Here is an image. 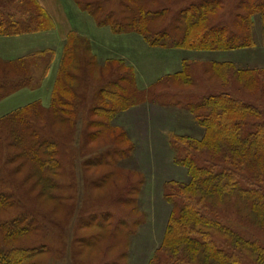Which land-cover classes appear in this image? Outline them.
Listing matches in <instances>:
<instances>
[{
    "label": "trees",
    "instance_id": "1",
    "mask_svg": "<svg viewBox=\"0 0 264 264\" xmlns=\"http://www.w3.org/2000/svg\"><path fill=\"white\" fill-rule=\"evenodd\" d=\"M73 1L99 28L109 27L116 35L136 33L153 48H256L253 18L260 20L264 45V0H235L228 8L224 0ZM22 5L27 15L21 19L0 11V36L54 29L52 18L37 0H23ZM227 13L230 20L224 18ZM85 38L76 31L69 34L48 108L35 101L0 118V264H39L33 259L51 251L50 228L22 199L46 211L65 210L56 178L68 172L67 144L69 139L73 142L72 127L77 126L85 84L94 82L99 71V77L106 78L94 95L90 117L110 119L119 109L144 100L136 87L134 68L122 59L100 63ZM49 51L0 59V101L38 86L37 59ZM191 66L186 61L180 71L152 86L171 81L182 88L192 86ZM205 74L215 91L185 103L205 134L200 139L176 137L182 147L173 144L178 153L175 162L186 168L189 179L168 183L165 199L172 212L160 254L152 264H264V245L245 230L253 227L264 232V108L258 105L264 102V66L212 61ZM110 129L115 128L105 120L90 118L84 140L88 143L101 136L109 141ZM116 154L121 152L107 150L88 165L109 166L108 159ZM18 173L22 175L16 178ZM111 174L107 170L105 178ZM128 184L118 187L113 196L123 204L132 203ZM113 220L118 223L117 234L125 238L126 220L107 212L93 213L81 217L79 223L103 232L81 238L79 243L99 248L102 240L110 239L113 244L117 238L110 229ZM113 262L107 259L101 264Z\"/></svg>",
    "mask_w": 264,
    "mask_h": 264
},
{
    "label": "rangeland",
    "instance_id": "2",
    "mask_svg": "<svg viewBox=\"0 0 264 264\" xmlns=\"http://www.w3.org/2000/svg\"><path fill=\"white\" fill-rule=\"evenodd\" d=\"M234 1L224 0L226 8L230 7ZM22 2L23 0L21 2L0 0V11L21 19L27 15ZM228 17L230 18L228 13L224 15L225 20H230ZM70 18L75 17L71 15ZM252 23H255L253 37L257 42L256 48L235 51L182 50L180 53L178 49L169 47H151L154 50H148L140 41L134 44L133 52L126 51L133 36L142 37L136 33H128L127 35L131 36L127 37L120 36L125 34H118L116 39L106 42L100 33H90L91 21L85 19L84 27L80 23L81 30L84 31L87 28V35L76 32L86 37V43L100 63H103L109 55H113L115 59H121L122 54H125L122 60L126 64L133 59L136 63L135 67L133 66L136 70V87L144 100L124 110L119 109L110 119L90 117L89 110L96 104L93 102L94 95L106 78L99 77L98 70L99 75L96 76V80L94 82L90 80L85 84L86 90L82 93L83 100L80 103L77 126L72 127L73 142L69 139L67 144L70 161L68 172L56 178L61 184V190L57 194L65 198V210L63 212L46 211L33 202L22 199L28 208L39 212L40 218L50 228L47 231V240L51 251L43 256H37L33 262L101 264L109 259V261H115L112 264L153 263L155 256L160 254L159 250L172 212V205L165 199L168 183H182L189 179L186 168L175 162L178 153L173 144H176V147H182L181 143L176 142V137L200 139L205 134V129L200 126L185 103L215 91L212 84L206 80L207 75H204L207 65L212 61H234L238 66H264V45L259 18H253ZM62 53L63 51L58 56L56 51H49L39 57L34 69L38 86L24 89L33 91L41 88L54 61L59 69ZM186 61L190 63V66L192 65L191 75L194 77L192 86L182 88L172 81L152 86L158 78H162L168 72L181 70ZM37 102L45 108L50 106L47 99L45 102ZM98 104H104V102L99 101ZM258 105L264 108V102H258ZM90 118L96 121L105 120L109 126L115 128L109 131L112 135L109 141H105L100 136L95 141L86 143L84 140L86 123ZM91 130L99 132L102 129ZM107 150H117L121 154L110 157L109 166L94 167L90 163L88 165L91 158ZM107 170L114 176L105 178ZM21 175L18 173L16 178ZM125 183L131 185L130 191L127 192L132 196L131 204H123L120 199L113 197L118 187ZM104 212L114 214L128 222L129 228L125 229L127 231L125 238L122 233L117 234L115 225L118 223L113 220L111 223L114 226L110 229L117 237L113 244L109 243L110 239H104L99 248L81 245L78 240L103 230L96 227H83L79 223L80 218ZM120 227L118 225V229L124 230ZM245 230L250 237L257 235L261 244L264 245L263 230L253 227H247Z\"/></svg>",
    "mask_w": 264,
    "mask_h": 264
},
{
    "label": "crops",
    "instance_id": "3",
    "mask_svg": "<svg viewBox=\"0 0 264 264\" xmlns=\"http://www.w3.org/2000/svg\"><path fill=\"white\" fill-rule=\"evenodd\" d=\"M37 1L39 5L52 18L55 25L54 29L43 32L27 33L17 36H0V59L15 60L24 57L26 55H29L31 53L44 51V50H51L54 52L56 51V54H58L59 56V53L61 54V52L63 51L64 44L71 31L75 30L81 32V34L85 33L87 35L86 33L87 28H85L84 31L81 30L80 28L81 27L80 23H82L83 26V24L85 23V19L89 22L90 21L92 22V26L89 28L90 33H94V34L97 32L100 33L101 34L100 36L103 39H105L106 42L108 40H114L117 38L116 36H119L113 34L109 27L99 28L94 22V20L92 21V17L89 14L82 12L76 6V4L73 3L74 2L73 0H37ZM71 10L72 12H70ZM71 15H73L75 18L74 19L70 18ZM120 36L127 37L131 35L125 34ZM131 39L132 42L128 43L130 44V46L126 47L125 49L126 51L133 52V49L135 48L134 44L137 41L142 42L145 49L152 51L154 50L151 49V47H149L144 40H142L143 38H138V36L137 37L133 36ZM178 52L180 53L182 52V50H179ZM124 57L125 54H122L121 59L122 58L124 59ZM107 59H115V58L113 57V55H109L108 57L105 58V60ZM175 59L178 60L179 58H175ZM129 61L130 62L128 65H130L131 67L133 66L135 67L136 63L133 61V59H130ZM174 71L175 70H173L172 72H168V74L174 73ZM178 71H180V69L176 70L175 72ZM57 72H58V67H56L54 61L41 88L33 91L29 89H22L8 96L7 98L1 100L0 118L6 115L7 113L14 111L15 109L26 106L35 101L45 102L47 99L49 100V104H50L51 94L55 84ZM35 92H37V95H35Z\"/></svg>",
    "mask_w": 264,
    "mask_h": 264
}]
</instances>
